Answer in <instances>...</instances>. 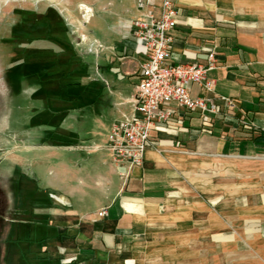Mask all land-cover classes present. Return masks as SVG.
I'll return each instance as SVG.
<instances>
[{
  "label": "crops",
  "instance_id": "0c3cea01",
  "mask_svg": "<svg viewBox=\"0 0 264 264\" xmlns=\"http://www.w3.org/2000/svg\"><path fill=\"white\" fill-rule=\"evenodd\" d=\"M162 2L119 0L114 8L112 0H98L95 12L109 10L114 17L113 42L85 34L97 47L96 72L80 74L79 81L62 86L63 94L53 95L74 106L46 141L30 146L41 152L34 165L33 222L46 228L36 264L246 261V253L230 251V219L239 218V226L241 216H234L230 198L221 199L203 170L264 165V156H252L264 152V0H172L179 15L171 61L206 63L214 50L219 65L209 77L216 81L215 93L233 97L237 108L230 113L217 101L221 112L209 113V122L197 112L175 116L172 128L152 132L157 146L144 163L127 169L108 139L114 125L134 113L147 59L132 26L159 15ZM191 90L193 96L205 94L196 83ZM257 249L261 261L263 240Z\"/></svg>",
  "mask_w": 264,
  "mask_h": 264
},
{
  "label": "rangeland",
  "instance_id": "374dc122",
  "mask_svg": "<svg viewBox=\"0 0 264 264\" xmlns=\"http://www.w3.org/2000/svg\"><path fill=\"white\" fill-rule=\"evenodd\" d=\"M112 1L117 7L119 0ZM97 3L0 0V214L4 217L0 264H36L37 244L45 240L46 228L33 222L32 207L37 192L34 165L41 152L30 146L46 141L45 135L50 136L62 115L74 106L53 95L63 94L62 86L79 81L80 74L96 72L97 47L85 40V34L106 44L113 42L114 17L109 10L95 12ZM252 156L262 157L264 152ZM203 171L221 199L230 198L234 216H241L239 226V218L230 219V251L246 253V261L237 258L231 264H264L257 249L258 241H264V165ZM243 215L257 231L246 229Z\"/></svg>",
  "mask_w": 264,
  "mask_h": 264
},
{
  "label": "built area",
  "instance_id": "2783aa9c",
  "mask_svg": "<svg viewBox=\"0 0 264 264\" xmlns=\"http://www.w3.org/2000/svg\"><path fill=\"white\" fill-rule=\"evenodd\" d=\"M145 1L155 5V0ZM178 15L179 9L172 0H163L159 15L151 13L132 26L135 39L146 48L147 59L141 68L134 113L114 125L108 139L116 161L127 169L144 163L148 150L157 146L152 132L172 128L175 116L197 112L209 122V113L221 112L217 101L225 103L230 113L237 108L233 97L215 93L216 81L209 77V71L219 65L214 50L209 52L206 63L171 61ZM193 83L205 94L193 96Z\"/></svg>",
  "mask_w": 264,
  "mask_h": 264
},
{
  "label": "flooded vegetation",
  "instance_id": "af4514ba",
  "mask_svg": "<svg viewBox=\"0 0 264 264\" xmlns=\"http://www.w3.org/2000/svg\"><path fill=\"white\" fill-rule=\"evenodd\" d=\"M4 224V217L0 214V227L2 228ZM0 263H1V260H0Z\"/></svg>",
  "mask_w": 264,
  "mask_h": 264
},
{
  "label": "trees",
  "instance_id": "16d2710c",
  "mask_svg": "<svg viewBox=\"0 0 264 264\" xmlns=\"http://www.w3.org/2000/svg\"><path fill=\"white\" fill-rule=\"evenodd\" d=\"M56 145H63V141H53ZM10 239H8V241H9Z\"/></svg>",
  "mask_w": 264,
  "mask_h": 264
},
{
  "label": "bare ground",
  "instance_id": "6f19581e",
  "mask_svg": "<svg viewBox=\"0 0 264 264\" xmlns=\"http://www.w3.org/2000/svg\"><path fill=\"white\" fill-rule=\"evenodd\" d=\"M82 7H85V5H83ZM89 10H91V9H89ZM89 10H88V11H89ZM84 11H85V10H84ZM86 12H87V11H86ZM88 14H89V13H88ZM89 15H90V14H89ZM88 20H89V19H88Z\"/></svg>",
  "mask_w": 264,
  "mask_h": 264
}]
</instances>
